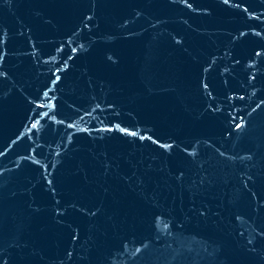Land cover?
Wrapping results in <instances>:
<instances>
[{"label": "water", "instance_id": "1", "mask_svg": "<svg viewBox=\"0 0 264 264\" xmlns=\"http://www.w3.org/2000/svg\"><path fill=\"white\" fill-rule=\"evenodd\" d=\"M0 264H264V0H0Z\"/></svg>", "mask_w": 264, "mask_h": 264}]
</instances>
